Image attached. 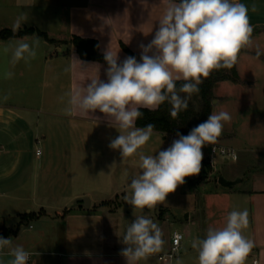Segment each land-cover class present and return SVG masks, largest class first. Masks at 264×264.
<instances>
[{
    "label": "crops",
    "instance_id": "crops-1",
    "mask_svg": "<svg viewBox=\"0 0 264 264\" xmlns=\"http://www.w3.org/2000/svg\"><path fill=\"white\" fill-rule=\"evenodd\" d=\"M168 2L84 0L70 7L68 39H51L55 51L53 57H42L36 93L24 85L11 90L8 100H4L1 83L5 70L0 54V237L8 231L6 238L12 239L11 246L0 249V264L13 259L9 253L15 246H22L32 254L28 264H127L121 254L109 248V218L96 205L129 190L130 179L125 178L124 171L132 172L139 163L132 156L122 159L119 150L109 147L119 132L99 110L86 117L64 114L69 92L86 87L93 78L107 80V67L97 61L82 60L69 42L73 36L96 40L101 54L106 50L118 53L120 62L128 56L124 48L140 56V45H147L153 39ZM234 2L247 6L252 26L259 24L260 19L251 14L264 11V0ZM27 37L30 36L0 40V43ZM63 72L67 73L66 84ZM25 91L29 93L27 100L20 101ZM55 127L59 134L51 133ZM67 135L82 145L66 149ZM172 138L176 137L154 132L149 141L161 148L164 141ZM146 147L142 148L153 152ZM57 157L58 166L53 160ZM206 162L208 165L201 168L208 169L207 178L201 182L211 187L203 202L205 232L209 226L223 227L231 211L247 209L249 225L243 235L254 241L255 247L245 264H264V171L256 168L250 175L243 170L228 172L226 181L238 180L236 185L245 182L250 185L228 188L218 184L216 164ZM119 170L118 179L115 175ZM131 176L134 177L133 173ZM86 197L90 200L88 210L74 205L77 199ZM10 217L36 221L43 229L25 238L19 230L6 225L5 219ZM29 229H33L31 225ZM138 264L149 262L141 260Z\"/></svg>",
    "mask_w": 264,
    "mask_h": 264
},
{
    "label": "clouds",
    "instance_id": "clouds-1",
    "mask_svg": "<svg viewBox=\"0 0 264 264\" xmlns=\"http://www.w3.org/2000/svg\"><path fill=\"white\" fill-rule=\"evenodd\" d=\"M23 19H17L16 29L21 28ZM253 31L247 6L234 0H169L153 39L140 45L139 61L127 56L120 62L118 53L106 50L107 80L90 79L86 87L67 94L65 115L86 117L99 110L119 132L109 147L119 150L122 159L139 156L141 172L131 179L124 196L132 208L152 209L166 201L186 177L198 175L202 148L216 144L224 123L231 120L227 111H212L188 135L177 132L178 138L166 150L145 155L138 150L151 139L155 126H136L143 117L140 110L157 111L167 103L170 117L177 119L213 71L231 69L241 50L253 45ZM38 45L39 38L31 44L26 39L19 40L12 52V63L35 58ZM260 54L258 50L257 56ZM12 75L5 73V78ZM178 81H183L179 87ZM248 215L247 209L233 210L223 227L209 226L202 239H194L191 247L198 253L199 264H245L255 247L254 241L243 235L249 225ZM162 237L158 223L148 216H138L126 229L121 240L125 247L120 254L127 264H138L161 251L165 243ZM11 245L12 239L0 237V249ZM9 254L13 259L8 264H28L32 255L22 246L11 247Z\"/></svg>",
    "mask_w": 264,
    "mask_h": 264
},
{
    "label": "rangeland",
    "instance_id": "rangeland-1",
    "mask_svg": "<svg viewBox=\"0 0 264 264\" xmlns=\"http://www.w3.org/2000/svg\"><path fill=\"white\" fill-rule=\"evenodd\" d=\"M84 0H0V32L10 30L18 33L25 28H34L45 33L49 39H68L69 29L67 25L68 9L74 5L82 3ZM23 17L20 29L15 28L16 21ZM252 17H258V25L252 26L253 45L242 49L237 62L236 71L240 83L224 81L217 84L214 89L215 100L212 103L213 111H227L231 115L230 122L224 123L221 136L217 144L225 148H231L237 153V160L213 156L211 146L206 145L202 148L203 159L216 164V176L224 179L228 178V172L243 170V173L251 174L256 168L264 171V11L251 14ZM252 19V18H249ZM39 38V45L36 47V57L30 58L27 62L20 60L12 63V52L19 40L0 43V54L3 55V64L5 73L11 72V78H5L1 83L3 85L4 100H8L11 90L20 89L24 85L29 90L37 92L38 82L41 80L42 57H50L55 51V46L51 42L45 41L38 35H32L26 38L30 44L33 40ZM57 43V42H56ZM50 48L48 49L47 47ZM8 49V51H5ZM260 55L257 56V51ZM53 57V56H52ZM22 73V75H20ZM67 73L63 72V83H67ZM28 90V91H29ZM20 92V91H19ZM30 92V91H29ZM34 93V94H35ZM64 94V93H63ZM29 93L27 91L21 94L22 98L27 100ZM53 128V127H52ZM55 127L51 133L59 134ZM70 132L69 130H67ZM50 132V131H49ZM66 134V132H64ZM69 134V133H68ZM225 137V138H223ZM164 141L162 147L148 141L147 145L153 152L139 149L145 155H156L157 151L166 150L171 146L173 140ZM68 147L71 149L75 145L81 146V142L75 141L71 136L66 137ZM54 145L56 141L53 142ZM145 145L143 147H145ZM56 146V145H55ZM57 147V146H56ZM146 147V148H148ZM58 148V147H57ZM103 148V147H102ZM157 149V151H156ZM41 150V149H40ZM116 151V150H115ZM156 151V152H155ZM139 163V156H132ZM54 164L59 165L60 159L54 158ZM259 164V165H258ZM207 168H201V172L196 176L185 178V183L179 185L175 192L170 193L163 203L157 204L154 208L134 209L124 201V196L129 190L115 198L101 202L96 208H101L109 218L107 240L109 248L117 254L125 247L121 240L131 222L138 216L145 215L158 223L163 233L165 241L161 251L149 256L146 260L149 264H162L157 256L165 253L169 247L170 236L177 231L183 234L181 251L179 252L174 264H199L198 253L191 247L192 241L197 238H203L206 224L203 222V202L205 194L210 189V185L201 182L207 178ZM120 170L116 172V177L120 178ZM125 172V178L137 176L141 169L136 166L132 172ZM201 175L204 178H201ZM206 176V177H205ZM130 184V183H129ZM249 187L246 182L236 185L235 189ZM7 226L19 230L25 238L31 237L34 232L43 229L42 224L36 221H21L17 217L5 219ZM29 225L33 229H29ZM14 230V231H15ZM249 260L247 257L246 261Z\"/></svg>",
    "mask_w": 264,
    "mask_h": 264
},
{
    "label": "trees",
    "instance_id": "trees-1",
    "mask_svg": "<svg viewBox=\"0 0 264 264\" xmlns=\"http://www.w3.org/2000/svg\"><path fill=\"white\" fill-rule=\"evenodd\" d=\"M38 35L47 42H54L49 39L47 35L38 29L25 28L18 33H13L10 30H3L0 32V40H8L14 38H22L26 36ZM82 60L97 61L103 63L108 67L104 60V55L100 53L98 42L92 39H82L76 36L71 37L69 42ZM124 48V47H123ZM128 56H134L139 61L140 56L136 55L126 48H124ZM224 81H231L233 83H240L236 71V63L231 69H220L213 71L210 76L200 86V92L194 95L189 102V107L186 111L181 112L177 119L173 120L169 115L170 105L165 103L157 111H149L141 109L143 117L136 122L137 127H145L148 124L155 126V131L163 136L177 137V132L181 135H188V133L200 123L207 120L208 116L213 111L214 87L216 84ZM183 83L178 81L177 86ZM207 162L203 159L202 166H207ZM10 234L8 231L2 232V237H7Z\"/></svg>",
    "mask_w": 264,
    "mask_h": 264
},
{
    "label": "built area",
    "instance_id": "built-area-1",
    "mask_svg": "<svg viewBox=\"0 0 264 264\" xmlns=\"http://www.w3.org/2000/svg\"><path fill=\"white\" fill-rule=\"evenodd\" d=\"M211 153L213 156L218 155L220 157L237 160V153L231 148H225L214 144L211 146ZM37 154H40L39 150L37 151ZM183 239L184 236L182 233L177 231L173 232L170 236L168 250L157 256L159 262L163 264H174L179 252L181 251Z\"/></svg>",
    "mask_w": 264,
    "mask_h": 264
},
{
    "label": "water",
    "instance_id": "water-1",
    "mask_svg": "<svg viewBox=\"0 0 264 264\" xmlns=\"http://www.w3.org/2000/svg\"><path fill=\"white\" fill-rule=\"evenodd\" d=\"M237 183H238V180L237 181H226L222 177H220L218 179V184H220L223 187H228L229 188V187H232V186L236 185ZM74 205L75 206H78V207H82V208L88 210L89 209V206H90V200L87 197L86 198L77 199L74 202Z\"/></svg>",
    "mask_w": 264,
    "mask_h": 264
}]
</instances>
